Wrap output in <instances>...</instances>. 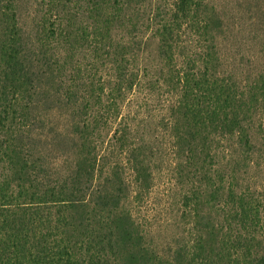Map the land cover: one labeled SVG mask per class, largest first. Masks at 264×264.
<instances>
[{
  "label": "trees",
  "instance_id": "obj_1",
  "mask_svg": "<svg viewBox=\"0 0 264 264\" xmlns=\"http://www.w3.org/2000/svg\"><path fill=\"white\" fill-rule=\"evenodd\" d=\"M226 28L212 0H0V264H264V35L242 77ZM163 153L159 250L133 203Z\"/></svg>",
  "mask_w": 264,
  "mask_h": 264
},
{
  "label": "rangeland",
  "instance_id": "obj_2",
  "mask_svg": "<svg viewBox=\"0 0 264 264\" xmlns=\"http://www.w3.org/2000/svg\"><path fill=\"white\" fill-rule=\"evenodd\" d=\"M212 2L221 12L228 27L220 39L226 68L246 77L258 64L259 49L262 44L260 37L264 35V0H212ZM29 8L28 6L27 10ZM25 10L23 16L27 18L30 12ZM28 23L31 24L30 19H28ZM139 102L143 103L142 100ZM144 109L145 106L141 108L140 113ZM147 109L152 111L154 120L165 114L161 105L155 107L152 103L147 106ZM167 139L162 140L163 146L167 144L169 148ZM171 156L168 153H163V165L161 170L156 172L154 187L150 191L149 197L142 203H133L134 215L141 223V228L146 232L148 241L159 250H165L167 248L165 246L170 242L172 236L180 232V228H182L179 226L178 229L174 226V217L167 213L170 192L177 187ZM261 161L264 164V157ZM257 175L261 179L264 178L263 173H257ZM172 202L175 203V201Z\"/></svg>",
  "mask_w": 264,
  "mask_h": 264
}]
</instances>
